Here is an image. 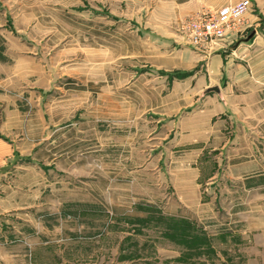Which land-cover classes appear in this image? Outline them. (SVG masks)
Returning <instances> with one entry per match:
<instances>
[{
  "label": "rangeland",
  "instance_id": "374dc122",
  "mask_svg": "<svg viewBox=\"0 0 264 264\" xmlns=\"http://www.w3.org/2000/svg\"><path fill=\"white\" fill-rule=\"evenodd\" d=\"M186 5L0 0V92L30 139L10 204L0 198V264H264V177L249 166L234 177L232 150L217 155L213 186L185 191L195 204L170 198L174 169L192 159L166 135L188 103L178 56L218 50L187 44L200 12ZM254 80L260 115L264 77ZM250 156L261 168L264 141L248 140Z\"/></svg>",
  "mask_w": 264,
  "mask_h": 264
},
{
  "label": "crops",
  "instance_id": "0c3cea01",
  "mask_svg": "<svg viewBox=\"0 0 264 264\" xmlns=\"http://www.w3.org/2000/svg\"><path fill=\"white\" fill-rule=\"evenodd\" d=\"M237 1L239 0H183V3H187L186 13L193 16ZM248 1L256 13L252 14L250 11L245 14L242 26L244 30L238 35L239 39L245 38L248 29L255 28L260 18L264 19V0ZM232 46L230 44L227 48L214 51L190 48L182 52L183 56H178L182 64L188 66L182 69L188 76L181 81L184 83L188 103L183 106L186 110L173 115L166 123H169L166 135L179 144L181 142L180 149L186 148L189 151L187 155L192 157L187 165L180 164L174 169L171 181L175 195L170 198L180 206L195 204L194 199H198L196 197L192 200L186 196V190L214 185L220 169V157L217 155L222 156L223 150L225 153L233 151V165L236 168L234 173H230L234 177L244 175L248 178V166L251 178L254 174L264 177L262 156L259 169L256 168V157L250 156L248 160V140L264 141V103H261L260 115H256V107L252 110L253 103L258 101L252 97L257 81L254 78L264 77V50L256 55L251 54L248 52V41H242L234 48ZM1 93L3 92H0V198H5L6 203L10 204L9 179L12 174L26 171L27 168L21 162L26 150L21 149V144L30 139L24 140L19 132L23 115L16 107L17 104L6 103L5 95ZM248 93L251 94L249 99ZM263 99L261 97L260 102ZM198 100L200 102L196 104ZM32 142L39 144V138Z\"/></svg>",
  "mask_w": 264,
  "mask_h": 264
},
{
  "label": "built area",
  "instance_id": "2783aa9c",
  "mask_svg": "<svg viewBox=\"0 0 264 264\" xmlns=\"http://www.w3.org/2000/svg\"><path fill=\"white\" fill-rule=\"evenodd\" d=\"M249 7L248 0H239L191 18L186 26L187 44L217 49L225 48L244 30L242 27L244 16Z\"/></svg>",
  "mask_w": 264,
  "mask_h": 264
},
{
  "label": "water",
  "instance_id": "95a60500",
  "mask_svg": "<svg viewBox=\"0 0 264 264\" xmlns=\"http://www.w3.org/2000/svg\"><path fill=\"white\" fill-rule=\"evenodd\" d=\"M254 34H255V30H252L245 38L236 40L232 47L233 48L236 47L242 41H249L254 36Z\"/></svg>",
  "mask_w": 264,
  "mask_h": 264
}]
</instances>
